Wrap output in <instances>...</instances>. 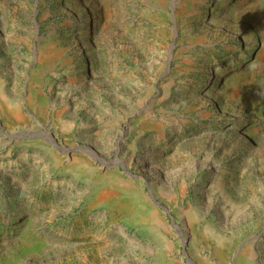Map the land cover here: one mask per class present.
Returning <instances> with one entry per match:
<instances>
[{
    "label": "rangeland",
    "instance_id": "obj_1",
    "mask_svg": "<svg viewBox=\"0 0 264 264\" xmlns=\"http://www.w3.org/2000/svg\"><path fill=\"white\" fill-rule=\"evenodd\" d=\"M0 264H264V0H0Z\"/></svg>",
    "mask_w": 264,
    "mask_h": 264
},
{
    "label": "bare ground",
    "instance_id": "obj_2",
    "mask_svg": "<svg viewBox=\"0 0 264 264\" xmlns=\"http://www.w3.org/2000/svg\"><path fill=\"white\" fill-rule=\"evenodd\" d=\"M262 57V51L258 50L256 53V58H261ZM236 73L232 72V74H230L228 76L227 79H225V82L227 83L228 87L231 89L232 93H236L238 92V81L237 80H233V81H229ZM10 220L12 221V218H10Z\"/></svg>",
    "mask_w": 264,
    "mask_h": 264
}]
</instances>
